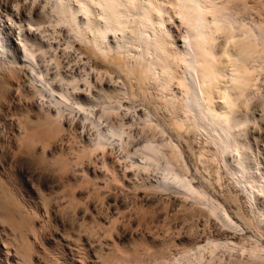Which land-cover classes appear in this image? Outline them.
<instances>
[{
  "label": "bare ground",
  "instance_id": "6f19581e",
  "mask_svg": "<svg viewBox=\"0 0 264 264\" xmlns=\"http://www.w3.org/2000/svg\"><path fill=\"white\" fill-rule=\"evenodd\" d=\"M263 74L264 0H0V81L27 86L18 148L84 181L100 154L117 185L168 192L201 221L204 238L165 237L177 256L154 264H264ZM62 198L41 196L47 218ZM16 241L4 259L34 264Z\"/></svg>",
  "mask_w": 264,
  "mask_h": 264
},
{
  "label": "rangeland",
  "instance_id": "374dc122",
  "mask_svg": "<svg viewBox=\"0 0 264 264\" xmlns=\"http://www.w3.org/2000/svg\"><path fill=\"white\" fill-rule=\"evenodd\" d=\"M13 19L18 20L15 17ZM26 21L24 23H27ZM78 47L80 48L79 45ZM21 79L23 80V76ZM13 80L14 78L11 80L13 85H6V88L14 86L8 91L0 81V264L15 263L13 260L4 259L5 247H8L7 250L14 257L15 248L13 244L17 242L16 237L21 238V236L24 239L27 238L33 245L29 252L31 257L33 256L34 264H49V261L53 260H57L61 264H79L78 261L82 258L85 264H99V259L94 258L91 253L99 251L105 253L104 256L109 253L107 255L109 256L117 248L120 250H114V253L111 254L113 258L115 257L113 254L116 255L115 260L111 258L109 264L111 262H114L112 264H123L122 261L119 262L121 259L119 256L132 261L135 257L139 259V262H132L131 264H154L155 260L163 254L168 258L177 256L176 246L171 245L167 248L165 244L168 243L163 242L165 237L167 240H172L173 237L176 239L179 236L180 238L177 240L190 238L195 240L203 235L204 238L201 221L197 218H191V220L184 211L176 210L178 204L176 196L170 195L168 192L165 193V191H136L132 187L131 190L127 181H124L125 184L119 181L120 183L117 185L118 181L114 183L99 169L100 160L97 157H100V154L95 158L92 157L93 162H96L95 167L98 168L91 166V162L84 161V166L88 168L89 173L88 182L87 178L84 181L78 176H73L75 179L71 175H64V177L53 170L44 169L45 163L40 159L38 160L37 156L33 157L34 155L27 153L23 146L18 148L17 122L24 118L22 115L26 114V110L23 109L25 103L22 96L23 90L27 86L23 87L26 84L21 81L23 90L21 87L17 88V79L14 80L15 82ZM15 87L18 91L22 90L21 93L20 91L18 93ZM259 89L264 94V74ZM4 90H6L5 94ZM17 93L22 96H18ZM3 94L6 96L5 98ZM29 113L34 119V113L32 111ZM87 132L85 133L86 137ZM60 147V145L53 146L52 150H58ZM62 149L66 151V145H63ZM113 153L109 156L110 152H107L109 159L118 155L117 151H113ZM158 175L160 178L161 174ZM83 184L89 188L87 189ZM71 194L75 197V203L70 209H66L64 203L73 198ZM41 196L47 198L63 197L60 201L61 208H58V205L56 208L52 207L50 218L44 215L41 208ZM212 225L211 231H208L210 236L214 234L212 237L222 239L224 235H227L226 233H219V228L215 224ZM192 231L193 234L191 235ZM196 231L200 234L196 235ZM199 235L201 236L199 237ZM105 243L114 244V249L108 248ZM161 249L164 251L163 253L159 252ZM125 253L127 254L125 255ZM117 257L118 259H116ZM142 257L143 259H141Z\"/></svg>",
  "mask_w": 264,
  "mask_h": 264
}]
</instances>
